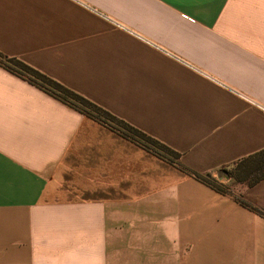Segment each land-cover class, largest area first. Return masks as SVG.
<instances>
[{"label":"crops","instance_id":"obj_1","mask_svg":"<svg viewBox=\"0 0 264 264\" xmlns=\"http://www.w3.org/2000/svg\"><path fill=\"white\" fill-rule=\"evenodd\" d=\"M0 53L218 183L264 149V0H0ZM237 186L0 65V264H264V178Z\"/></svg>","mask_w":264,"mask_h":264},{"label":"trees","instance_id":"obj_2","mask_svg":"<svg viewBox=\"0 0 264 264\" xmlns=\"http://www.w3.org/2000/svg\"><path fill=\"white\" fill-rule=\"evenodd\" d=\"M0 65L14 74L26 79L31 84L45 90L56 98L67 102L69 105L91 117L92 119H95L98 122H101L118 131L124 137L154 152L156 155L175 163L179 168L187 171L192 176L205 180L219 191L225 193L230 191L227 184L218 183L210 176V173L200 174L179 163V153L172 150L167 145L128 124L127 122L116 117L85 97L68 89L64 85L51 79L38 70L30 67L16 57H8L7 55L0 53ZM169 156L173 158H169ZM236 164L237 167L233 171L230 169L228 170L226 167L222 168L221 170L227 172L229 178L233 180L232 182L251 186L260 179L264 178V149L241 159ZM244 204L246 203L244 202Z\"/></svg>","mask_w":264,"mask_h":264},{"label":"rangeland","instance_id":"obj_3","mask_svg":"<svg viewBox=\"0 0 264 264\" xmlns=\"http://www.w3.org/2000/svg\"><path fill=\"white\" fill-rule=\"evenodd\" d=\"M169 158H173V157H170L169 156ZM173 160V159H172ZM236 167H237V164H235V165H233V166H231L230 168H228V170L230 169V170H235L236 169ZM226 174H227V172H226ZM228 175V174H227ZM230 178L228 177V183H227V185H228V188H229V190H232V189H235V188H238V186H237V184L236 183H234V182H232L233 180H229Z\"/></svg>","mask_w":264,"mask_h":264},{"label":"water","instance_id":"obj_4","mask_svg":"<svg viewBox=\"0 0 264 264\" xmlns=\"http://www.w3.org/2000/svg\"><path fill=\"white\" fill-rule=\"evenodd\" d=\"M223 172H225V171H223ZM226 173V172H225ZM227 175V174H226ZM228 176V175H227Z\"/></svg>","mask_w":264,"mask_h":264}]
</instances>
